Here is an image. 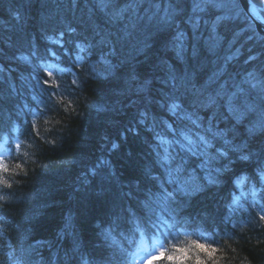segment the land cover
Returning <instances> with one entry per match:
<instances>
[{
  "label": "trees",
  "instance_id": "16d2710c",
  "mask_svg": "<svg viewBox=\"0 0 264 264\" xmlns=\"http://www.w3.org/2000/svg\"><path fill=\"white\" fill-rule=\"evenodd\" d=\"M131 2L140 7L129 14L125 25L153 14H170L168 0H160L163 7L159 10L153 7V0ZM186 2L189 4L188 14H191V0ZM255 2L264 7V0ZM99 3L100 0H0V69L3 70L0 71V137L14 132L17 127L18 135L31 150L29 162L22 165L17 162L16 165L14 158L9 159L8 171L0 177L1 195L12 191L10 185H17L21 189L18 193L29 198L27 204L7 202L15 206L5 208L13 216L8 225L19 222V229L27 232L26 239L14 235L27 245V249L15 248L16 241L11 245L13 254L10 253L8 258L0 249V264H35L40 259L36 252L43 257L50 256L48 244L52 243L53 236L56 237L54 246L58 244L59 264H68L82 254L92 256L88 264H115L120 256L118 264H123V258L128 259L134 247L122 241L112 251V256H109L112 252L98 249L95 245L99 238L98 222L105 216L121 219L123 215H130L138 221L140 215H149L148 205L155 201L164 202L173 209L181 223L188 226L217 224L230 234L229 243L223 248L227 253L224 259L217 256L212 261L203 260L205 264H264V222L252 224L245 230H232L224 223L231 179L236 173L246 172L250 184L264 191L261 183L264 175L258 164V161H264V139L248 137L242 127L237 143L242 147L246 144L247 151L229 152L226 158L212 151L217 165L214 166L219 169L225 161V168H220L225 171L211 185L206 184L203 177L207 172L201 167L200 158L187 154V172L181 181L184 182L187 175H194L198 179L195 195L187 199L176 195L175 203L161 201L162 192L167 197L164 183L169 179V171L154 150L157 141L154 134L139 123L138 111L141 107L148 108L149 125L153 116L158 123L167 120L172 124L171 113L159 112L158 104L147 105L137 99L129 87L134 75L151 79L155 85L153 92L158 95L163 76L160 62L167 59L171 64L175 58L164 49L161 39L141 37L147 39L149 48L142 45L137 48L135 40L125 42L119 39L118 33L123 32V25L113 21L109 12L97 6ZM176 3L183 7L185 0H176ZM217 32L224 35L220 27ZM250 35L252 39H248ZM57 40L89 57L109 59L110 67L104 70L103 76L83 77L81 88L68 93L69 98L61 97L68 103V109H47L41 112L39 122L35 123L30 112H18L23 102L31 104L33 101L32 96L26 97L29 87L22 79V75H29L32 69L30 65L21 67L18 57L28 53L31 60L46 61L50 57L48 50ZM227 40L235 43L234 50L228 46ZM227 40L218 55L234 54L235 58L228 67L233 76L239 73L243 77L246 71L258 72L264 67V40L241 6L240 16L227 30ZM249 56L256 59L249 61ZM60 59L69 61L67 57ZM204 63L207 69L199 73L202 81L207 80L213 68L208 60ZM186 67L177 62L178 72ZM18 77L23 82H19ZM133 100H136L135 104ZM149 143L153 145L149 147ZM101 154L108 162L104 170L94 166L95 159ZM241 155H250L251 158L242 160ZM93 167L95 174L89 172ZM172 176H175L174 172ZM154 177L160 179L157 181ZM76 180L79 182L75 185ZM129 209L132 214L128 213ZM60 229L64 232L63 240L58 233ZM137 238L138 235L134 236V241ZM120 247L119 255L116 250ZM166 260L168 258H161L156 264ZM185 264H196V260L189 259Z\"/></svg>",
  "mask_w": 264,
  "mask_h": 264
},
{
  "label": "snow or ice",
  "instance_id": "6c2138e0",
  "mask_svg": "<svg viewBox=\"0 0 264 264\" xmlns=\"http://www.w3.org/2000/svg\"><path fill=\"white\" fill-rule=\"evenodd\" d=\"M97 6L109 12L113 21L123 25V32L118 33L119 39L125 42L135 40L137 48L140 45L144 48L150 47L147 39L141 37L161 39L164 49L175 58L171 64L167 59L160 62L159 68L163 76L161 87L157 90L158 95L153 92V80L140 79L135 75L130 78L129 90L147 105L155 103L171 113L169 119L172 124L167 120L158 123L153 116L149 125L150 113L145 107L139 113V123L160 141L155 145V150L168 169L169 176L172 177V173H175L167 183L175 184L177 192L187 195V181L182 182L181 177L187 172L188 153L201 158V166H206V161L202 158L209 156L212 151L223 158L228 157L229 152L247 151L246 144L242 147L237 143L242 127L248 137L264 139V67L258 72L246 71L243 77H240L239 73L233 76L228 67L235 58L234 54L225 57L218 55L227 40V30H230L231 22L240 16L238 0H191V14H188L189 4L186 0L183 7L177 4L176 0H168L167 9L170 14H153L127 25L124 22L128 20L129 14L134 13L140 5H133L131 0H100ZM153 7L159 10L163 4L160 0H153ZM217 27L224 31V35L217 32ZM252 38L251 35L248 37ZM261 39L264 40V37ZM112 51L115 52V48ZM214 56L216 59H211ZM248 59L254 61L256 57L249 56ZM205 60H208L213 68L207 80L202 81L199 73L207 69ZM177 62H182L187 67L178 72ZM48 75L51 76L52 73L49 72ZM132 103L135 104L136 100ZM162 131L172 139H165V136L161 135ZM193 146L197 151H193ZM16 147L19 148L20 145L17 144ZM250 158V155L240 156L242 160ZM258 164L261 166V174L264 175V161H258ZM7 170V165L0 158V171ZM153 179L158 181L160 178ZM166 194L171 203L176 202V193ZM260 219L264 220V216ZM195 247L206 253L209 258L216 253V249L210 245L196 243ZM178 251L181 255L168 259L184 264L188 259V249L180 248ZM36 255L40 259L35 261V264H43L44 257L39 252H36ZM164 255V252L160 253V256ZM56 259L58 257L49 264H56ZM84 264L88 262L84 261ZM196 264L205 262L197 256Z\"/></svg>",
  "mask_w": 264,
  "mask_h": 264
},
{
  "label": "bare ground",
  "instance_id": "6f19581e",
  "mask_svg": "<svg viewBox=\"0 0 264 264\" xmlns=\"http://www.w3.org/2000/svg\"><path fill=\"white\" fill-rule=\"evenodd\" d=\"M258 9H255V13L260 16V14L264 17V7H261V4H258L255 2V0H251ZM260 1V0H259ZM239 2V0H238ZM240 4V2H239ZM241 6V4H240ZM242 10L244 11L243 7L241 6ZM263 10V11H262ZM154 12V11H151ZM246 16L250 19L251 23L255 26V29L257 33L261 36L264 37L257 29L256 25L254 22L251 20V18L247 15V13L244 11ZM226 43H228L231 47V49H235V43L232 41V43H229L227 40ZM79 48V46H78ZM78 51L81 50H75L71 49V47L67 46L61 40H57L48 50V55L50 57H47L46 61H34L29 59L30 56L28 53H25V55H22L18 57L19 62L21 63V67H26L28 68V65H30V68L32 69V72L29 75H22V79L27 82H23L19 77V82H23L24 84L29 87L26 93V97L29 98L32 96L33 101L32 103H27L25 104L24 102L20 106L18 112H22L25 114L26 112H30L29 115H31V120L35 123L39 122V117L41 112H45L47 109L49 110H56L57 108L60 109H68L69 105L66 101L62 100L59 96H50L48 95L49 93L47 91L40 92V88L37 86L36 90L34 91L33 87H35L36 84L33 86V81L37 78L40 80L44 81L45 78H47V73L44 74L42 71H49L52 68H54L53 65L58 64L59 66L65 67L68 71H71L72 69H75L77 72V81L76 82H71V78L68 79L67 81L71 82V87L67 91V93L63 96L66 98H69V94L74 93L77 89L81 88L82 84V78L83 77H88L91 75H95L96 77L103 76L105 73L104 70H107L110 67V62L109 59L105 57H100V58H94L93 56L89 57L87 54L84 55L82 52V55L84 57L82 65L77 66L76 62L71 61L70 57L74 56ZM88 52V51H87ZM55 53V54H53ZM67 57L69 61H62L60 58ZM57 59V60H56ZM59 59V60H58ZM43 67L45 69L43 70ZM74 67V68H72ZM41 72V73H40ZM29 80V81H28ZM31 98V99H32ZM26 100V99H25ZM69 100V99H68ZM146 107V106H145ZM145 107H141L138 112L142 111L145 109ZM161 109V108H160ZM149 111V110H148ZM163 109H161L159 112H162ZM36 112V113H35ZM150 112V111H149ZM19 129L17 127L14 128V132L6 133L3 134L2 137H0L1 141L0 144L4 146V150L2 151L1 158L3 159V163L7 165V168H9V159L14 158L16 161V165L19 164H24L30 161V148L28 147V144H26L25 141H23V138L18 135L17 131ZM186 131V130H184ZM164 133V132H161ZM179 136V131L177 133ZM165 136V135H162ZM166 139V137H165ZM16 140L19 141L20 147L17 148V143ZM183 142V141H182ZM160 143L159 140L156 141V144ZM153 144L149 143V147L152 146ZM155 147V146H154ZM155 150V149H154ZM103 151V150H101ZM203 151V150H201ZM1 153V152H0ZM191 155V153H188ZM207 159L211 160L212 162V171L207 172L203 175L206 184H214L217 180L218 175L223 173L222 171L223 168H225V161L222 163L220 167L222 169H218L217 167L214 166L215 164V157H212V154L210 153L207 158H205V161ZM18 162V163H17ZM95 168H98V170H104L103 168L105 166L108 167V162L107 160L102 156H98L95 159ZM201 165V163H200ZM216 165V164H215ZM217 166V165H216ZM203 169H205V166H201ZM95 168L90 169V173L95 174ZM17 169V168H16ZM8 171V170H7ZM221 171V172H220ZM3 173H6L4 171H0V177L1 175L4 176ZM174 177V176H172ZM172 177L168 176L169 179L166 180L164 183V186L167 190L166 192H174L176 195H178L181 199L185 198L187 199L188 197H192L195 195L196 190L198 189V183L194 175L191 177L190 175H187L184 180L187 181V195H185L184 192H177L176 190V185L167 183ZM214 181L210 183L209 181ZM1 181V179H0ZM78 180L74 182V184H78ZM183 182V181H182ZM231 186L229 188L230 190V200L227 203V207L225 209V212L227 213L224 220L225 224L229 226V229L232 230H242V229H247L250 227L252 224L254 226L255 223H261L264 222V220H261L260 217L264 216L260 215L257 210H255L251 205L247 204L246 206L243 207V204L238 202L237 199L240 196H245L246 193L249 191H259V195L263 197V202H264V191L261 189H257V187L254 184H250L249 177L246 174V172H238L234 175V178L231 179ZM262 184L263 181H261ZM17 185H10L9 188L12 190L6 191V193H3V195L0 194V249L4 253V257H9L10 253L13 254V248L11 245H14L16 241V235L19 237V239H26L27 232H23L21 229H19L20 225H17L19 222H12V224L8 223L12 220V212H8L5 208H12L15 205L14 204H23L28 201V197L24 196L23 193H18L21 191V189H18L16 187ZM78 187V186H77ZM171 188V189H170ZM162 200L161 201H168V197H166L165 192H162ZM160 195V194H158ZM157 195V196H158ZM157 196L155 199H157ZM159 199V198H158ZM157 199V200H158ZM160 201V200H159ZM7 202H14V204L8 205ZM27 204V203H25ZM132 214V210L129 209L128 213ZM147 212L149 215L144 216L140 215L141 218L138 219V221H135L130 215L128 216H121L123 218L117 219L115 217H110L103 218L98 222L97 228H98V239L95 242V245L98 246V249L101 251H104L105 253L112 252L117 248L119 243L122 241L125 243V245L129 244L130 246H133L134 249L131 252V255L129 256L128 259L123 258V264H135V260L137 259L138 256H143V251H145L149 246V243L151 244L150 240L149 243L147 242L148 237H152V235H155L153 231H160V228H163V223L169 224L172 226L174 229H176L179 232L183 233L181 243L179 242H174L171 245L169 244L168 240L165 245H163V248L161 252H164V256H160L164 259L168 257H178L181 255V253L178 251L180 248H188V259L196 260V257L201 255L202 257L200 258L201 260H207V261H212L213 259H216L218 256L220 259H224L226 256V252L223 251V248L225 247L226 244L229 243L228 236H230L229 233H225L224 230H222L217 224H206L203 225L204 223H197L195 225L197 226H188L185 223H181V218L179 216H176L174 214V210L171 209L169 206H167L164 202L163 203H156L152 202L149 203ZM152 212V213H151ZM126 213V214H128ZM117 219V220H115ZM15 227H14V226ZM262 225V224H260ZM252 226V228H253ZM22 233H21V232ZM58 233H60V238H63L64 232L63 230H59ZM138 238L136 241H134V236H137ZM28 236H30L28 234ZM27 236V237H28ZM232 236V235H231ZM58 238V237H57ZM56 237L53 236V240L51 244H48V252L50 256H45L43 264H49L51 260L54 258L58 257L56 259V264L58 261H61V258H59V253H58V244L54 246L53 242L55 243ZM64 239V238H63ZM62 239V240H63ZM168 239V238H167ZM21 241V240H20ZM20 241L16 242L17 244L14 245L15 248L21 246L22 248L27 249V245L25 243H21ZM39 244H43V242L40 239L36 240ZM196 243H202L206 245H210L211 247L216 249V253L212 258H209L206 253L200 252L196 247ZM35 244V243H34ZM26 245V246H25ZM57 249V250H56ZM122 247L118 248L116 252L120 255ZM190 249V250H189ZM160 252V253H161ZM171 252V253H170ZM113 252L109 254V256H112ZM52 256V257H51ZM166 257V258H165ZM89 258H92V256H87L86 254H82V257H79L78 259H74L68 262V264L75 263V264H84V261H88ZM121 259V256H120ZM119 259V260H120ZM118 260V262H119ZM186 260V261H187ZM170 261L172 264L179 263L178 260H166ZM184 261V264L185 262ZM115 263V264H118ZM59 264V263H58ZM111 264V263H109Z\"/></svg>",
  "mask_w": 264,
  "mask_h": 264
},
{
  "label": "rangeland",
  "instance_id": "374dc122",
  "mask_svg": "<svg viewBox=\"0 0 264 264\" xmlns=\"http://www.w3.org/2000/svg\"><path fill=\"white\" fill-rule=\"evenodd\" d=\"M83 55L82 51H78L74 56L70 57L71 61L76 62L77 66H81L83 62ZM57 60V59H56ZM59 60V59H58ZM54 68H52L49 71H45V67H43L42 71L44 74L47 75V78H45L44 81L37 78L33 82L35 87H33L34 91L36 90V87L38 86L40 88V92L47 91L50 96H59L60 98L63 97L69 88L71 87V82L77 81V72L75 69H72L71 71H68L65 67L59 66L58 64L53 65ZM74 68V67H72ZM51 72L52 75L49 76L48 73ZM41 73V72H40ZM71 78V82L67 81L66 77ZM44 90V91H43ZM36 113V112H35ZM16 143L18 144L19 141L16 140ZM185 147L187 145L185 144ZM4 150V146L0 144V158L2 155V151ZM5 151V150H4ZM193 151H197L196 147L193 146ZM201 154H203V151H201ZM207 156L203 157L202 159L205 160ZM3 160V159H2ZM201 160V158H200ZM212 161L207 159L206 166L204 167L207 172L212 171ZM262 181L264 183V176L262 178ZM238 202L243 204V207L247 204L251 205L255 210L258 211L260 215H263L264 213V202L263 197L259 195V191H252L245 194L244 198L243 196L238 197ZM247 203V204H246ZM183 233L177 231L169 224L163 223V228H160V231H157L155 235H152V237H149L147 242L149 243V240L151 244L149 243V246L145 251H143V256H138L135 260V264H155L156 259H160V252L163 248V245L166 244L167 240L169 244L171 245L174 242L181 243ZM168 238V239H167ZM189 247H186L185 249H188ZM190 250V249H189ZM171 253V252H170ZM162 264H172L170 261L163 262Z\"/></svg>",
  "mask_w": 264,
  "mask_h": 264
},
{
  "label": "water",
  "instance_id": "95a60500",
  "mask_svg": "<svg viewBox=\"0 0 264 264\" xmlns=\"http://www.w3.org/2000/svg\"><path fill=\"white\" fill-rule=\"evenodd\" d=\"M239 2L244 11L256 25L258 31L264 36V17L261 14L258 16L255 13V9H258L256 5L251 0H239Z\"/></svg>",
  "mask_w": 264,
  "mask_h": 264
}]
</instances>
